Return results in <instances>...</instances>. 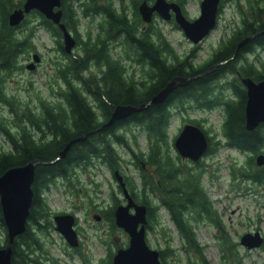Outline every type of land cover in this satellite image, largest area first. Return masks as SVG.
Here are the masks:
<instances>
[{
  "label": "trees",
  "instance_id": "trees-1",
  "mask_svg": "<svg viewBox=\"0 0 264 264\" xmlns=\"http://www.w3.org/2000/svg\"><path fill=\"white\" fill-rule=\"evenodd\" d=\"M139 1L132 0L133 8L129 11L116 7L114 0H61L68 23H76L78 9L83 15L100 16L95 32L91 34L87 31L86 38L79 40L81 51L70 55L68 62L60 64L58 81L65 86L58 84L53 100L39 98L35 108H20L3 90L0 78V103L6 104L9 109L6 116L0 111V133L8 142L5 147L0 145V175L11 166L33 159H55L67 142L91 132L83 140L71 142L65 156L49 164H36L26 227L12 242L13 264H59L50 250L44 247L41 238L42 233L54 227L44 191L57 179L70 188H79L78 171L90 168L94 162L104 164L112 176L115 169L124 174L132 197L147 204L148 221L156 220L155 210L163 207L176 227L181 239L179 247L187 253L186 256L192 251L199 255L201 264H210L194 231V225L200 219H208L217 225L216 209L201 183L202 168L187 166L180 161L181 156L177 151L173 155L169 152L168 126L172 109H184L187 101L196 102L205 97L207 107H222L224 117L220 132L225 138V145L245 153L242 162L230 163L229 178L242 177L255 183L264 182V164L259 166L254 159L258 152H264V123L252 130L245 128L246 90L240 81V75L264 80V60L258 53L259 49L264 52V33L255 36L264 31V21L260 19L264 3L250 1V17L243 25L233 27L209 58L193 63L192 55L178 54L160 31L153 33L150 29L142 30V20L137 12ZM20 3L21 0H0V67L10 70L19 66L16 63L18 52L34 48L29 40V32L15 38L7 27V12ZM41 19L50 24L45 16L42 15ZM51 27L55 26L51 24ZM249 36L255 37L239 47L236 58L221 63L231 58L239 42ZM112 42L122 46L119 54L113 51ZM250 54L254 59L249 58ZM219 63V66L208 71ZM89 67H96L97 70H89ZM224 72L225 84L222 87L219 83ZM197 75L201 76L174 87L161 102L151 103L96 130L108 122L116 104L139 106L150 103L152 96L171 79ZM188 121L203 128L198 119L189 118ZM131 126L143 131L145 149L140 147ZM203 130L209 140L206 151L209 154L217 148L216 142L211 140L207 129ZM176 134L172 136V141ZM119 148L126 151L138 170L136 179L123 172L124 158ZM119 193L121 187L116 183L108 193V206L93 207L97 211H104L110 221L111 232L119 228L113 222V211L121 201ZM0 236L2 246L7 241V232L1 206ZM218 244L222 257L225 252L234 254L232 243L225 235H221ZM158 250L162 264H167V255L171 256L177 251L169 244ZM77 251L81 261L87 264L82 251ZM113 252L108 250L106 256L100 259L101 264H112ZM185 263L194 262L187 257Z\"/></svg>",
  "mask_w": 264,
  "mask_h": 264
},
{
  "label": "rangeland",
  "instance_id": "rangeland-1",
  "mask_svg": "<svg viewBox=\"0 0 264 264\" xmlns=\"http://www.w3.org/2000/svg\"><path fill=\"white\" fill-rule=\"evenodd\" d=\"M99 1L101 2V0ZM236 1L230 0L224 4L222 12L217 19V26L200 42V48L195 52L193 62H198V60L207 56L211 47L214 46L222 33L226 34L228 29L238 21V2ZM184 2L188 14L195 15L198 13L200 0H184ZM118 3L131 5L132 0H114L116 7ZM28 18L26 26L36 21L34 16H28ZM98 18L99 14L92 19L80 15L78 29L81 34H83L84 28H89L88 31L93 33ZM153 25L170 42V45L178 54L185 55L191 52V41L170 22H164L159 16H156ZM32 42L37 51L42 53L43 57L37 69L33 70L26 68V66H21L11 72L0 70L3 89L8 95L14 94L15 101L20 108L24 106L35 108L39 98L53 100L54 94L58 89L57 86L58 84L60 85L58 74H56L58 73L56 64L60 60H64V58L54 48L56 42L54 43V39L42 28L37 30ZM116 45L115 48L112 45V48L115 54H119L122 46L118 43ZM78 50L79 47L77 46L73 48V52ZM31 51L29 50V53L25 52L20 55V64H24L25 57L27 55L30 56ZM258 53L261 59L264 60V52L259 49ZM248 56L254 59L252 54ZM223 81L220 80V82ZM0 111L7 115V106L0 103ZM223 117L222 107L218 105L201 107L188 102L184 109L182 107H173L168 126L169 152L172 155L176 153L172 136L178 132L183 123L188 121V118L198 119L203 128L207 129L210 136L215 139L218 138L222 142L214 152L205 155L199 164H194V162L186 158H181L180 160L187 166H195L196 169L202 168L200 177L202 186L212 200L217 212V225L208 219H200L194 225L196 238L203 245L204 257L210 264H264L263 245L247 248L239 242L241 234L246 231L257 229L261 234H264V182L255 183L242 177L229 178L230 163L236 162L239 164L245 158V153L235 147L225 145L224 137L220 132V124ZM131 129L137 134L140 147L145 149L146 143L143 131L134 126H131ZM0 145L4 147L8 145L1 133ZM119 150L124 158L123 172L136 179L138 170L130 161L126 151L122 148H119ZM78 181L79 188H70L60 179H57L54 185L44 191V197L51 208V217L58 211L74 209V201L86 207L85 211L74 209L78 216L80 227V250L84 257L87 258V264H101L100 259L106 256L108 250L114 251L119 246H125L128 241V235L122 228H116L111 232L109 222L104 217L97 220L94 216L98 213L93 208L95 204L101 208L108 206L110 202L108 193L115 188L116 180L104 164L94 162L90 168L78 171ZM119 196L122 197V193H119ZM91 202L95 204L91 205ZM89 206L92 207L89 208ZM155 213L157 219L148 221L151 227L145 233L147 243L156 249L164 248L169 244V246L177 250L176 254L166 256L167 264H186L185 259L187 257L194 262L193 264H201L199 255L191 251L186 256L187 253H184L179 247L181 239L178 237L176 227L169 219L166 210L163 207H159L155 210ZM52 224L54 227H51L47 233L41 234L44 247L50 250L51 255L57 259L59 264H84L80 261L81 257L79 255L71 254V256L67 257L64 250L68 251L70 246L59 231L56 230L53 217ZM222 234L231 241L234 254L225 252L222 257L218 244ZM0 238L2 239L1 236Z\"/></svg>",
  "mask_w": 264,
  "mask_h": 264
},
{
  "label": "water",
  "instance_id": "water-1",
  "mask_svg": "<svg viewBox=\"0 0 264 264\" xmlns=\"http://www.w3.org/2000/svg\"><path fill=\"white\" fill-rule=\"evenodd\" d=\"M218 3L219 0H201L199 14L192 20L183 15L179 5L175 1L154 0L150 4L147 0H140L137 9L141 19L144 22H149L152 19L153 12H157L162 17L169 18V9L171 8L175 12V20L183 30L184 35L190 41L198 42L215 25ZM60 5L61 0H24L21 7L15 8L9 13L8 20L10 24H16L31 9L39 10L46 18L59 24L63 32V48L66 52H70L75 44V39L67 30L64 23L60 22ZM263 33L264 31L255 36ZM253 37L249 36L241 40L233 56L221 63L236 58L239 47ZM36 60H38V54H35L33 60L26 64V68L33 69ZM221 63L210 67L208 71L216 68ZM201 75L188 78L179 76L171 79L152 96L150 103H142L139 106L116 104L108 122L99 126L96 130L107 126L116 119L124 118L130 113L141 110L151 103L161 102L174 87L187 84L191 79ZM240 81L246 90L244 126L246 129L252 130L260 123H264V80H256L251 76L240 75ZM90 133V131L85 132L83 135L77 136L67 142L55 159L66 155V150L71 142L83 140ZM173 145L182 158L197 161L207 150L208 139L202 127L194 122L187 121L180 127L173 140ZM55 159L49 161L33 159L24 164L11 166L0 175V206L7 232V241L0 246V264H13L11 260L12 242L26 227L33 194L31 183L34 179L36 164H49ZM254 159L257 165H263L264 152H258ZM113 176L116 183L121 187L122 195L125 199L124 203H118L115 206L113 213L114 223L127 233L128 241L125 246H119L114 250L111 255L112 264H162L159 250L151 247L146 240V205L134 201L119 169L114 170ZM131 208H133V211L130 210ZM94 216L97 220L100 219L98 213ZM52 217L56 230L63 236L66 243L72 247L77 246L79 244V237L74 227V214L71 212H59L54 213ZM262 241L263 238L259 231L253 233L246 231L239 238V242L248 248L259 246Z\"/></svg>",
  "mask_w": 264,
  "mask_h": 264
},
{
  "label": "flooded vegetation",
  "instance_id": "flooded-vegetation-1",
  "mask_svg": "<svg viewBox=\"0 0 264 264\" xmlns=\"http://www.w3.org/2000/svg\"><path fill=\"white\" fill-rule=\"evenodd\" d=\"M17 1H20V0H17ZM150 4L151 3H153V1L154 0H147ZM168 1H175L178 5H179V7H180V10H181V12L183 13V15L186 17V18H188V19H190V20H192V19H194L198 14H199V10H200V3H199V10H198V13L197 14H195V15H190V14H188L187 13V11H186V6H185V2H184V0H168ZM201 1V0H200ZM227 1H230V0H219V3H218V8H217V13H216V23H215V25L212 27V29L201 39V40H199L198 42H193V41H191V43H192V50H191V52H189V53H187V54H190V55H192V60H193V56L195 55V52H197L198 51V49L200 48V42L203 40V39H205L209 34H210V32L212 31V30H214V28L217 26V19L219 18V16H220V14H221V12H222V8H223V6H224V4L227 2ZM250 1H256L257 3H264V0H237L236 2H238L237 3V9H238V15H239V18H238V21H236V23H234V25H232L229 29H228V31L226 32V34L225 33H222V35L217 39V41H216V43L214 44V46L213 47H211V49H210V52L208 53V55L207 56H205L204 58H202L201 60H198V62H202V61H204L205 59H207V58H209V56L212 54V52L215 50V49H217L218 48V46H220V44L223 42V41H225V38H227V36H228V34H230V31L233 29V27H235V26H237V25H239V26H242L243 25V23H244V21L246 20V19H248L249 17H250V7H249V5H250ZM23 2H24V0H21V3L19 4V5H16V6H13L8 12H7V14H6V22H7V27H9L10 29H11V31H12V36H14L15 38H19L22 34H25V35H27V33L29 32L30 33V36H29V40L31 39V44L34 46V44H33V42H32V39L36 36V34H37V30L39 29V28H42V29H44V30H46L47 32H48V34L54 39V43L56 42V44H55V47L54 48H56L57 49V51L58 52H60L61 54H62V56H63V58H64V60H60L59 62H57V64H56V71H58V73H59V71H60V64L61 63H66V62H68V60H69V56L70 55H74L75 53H78L79 52V50L81 51V48L79 47L80 46V41L81 40H83V38L85 39L86 38V32L89 30V28H84V30L82 31V33L83 34H81V32H80V30L78 29V26H79V23H78V19L80 18V15L81 16H84V17H87V18H94L97 14H95V15H93V16H91L90 14H88V15H83L82 14V12H80L79 11V9H78V12H77V17H76V23H72V22H70L69 21V23H68V19H66V14H65V11H64V7L62 6V5H60V9H61V18H60V22H62V23H64V25L66 26V28H67V30L71 33V35L74 37V39H75V44H74V46H73V48L75 47V46H77V47H79V50L78 51H76V52H73V48H72V51H70V52H66L65 50H64V48H63V32H62V29L60 28V26H59V24H57V23H55V22H53L51 19H49V18H46V19H49L50 20V24L48 25V24H46L44 21H43V19H41V17H42V15L43 16H45L42 12H40L39 10H37V9H31L29 12H27V13H25L24 14V17H23V19L19 22V23H17V24H10L9 23V20H8V15H9V13L13 10V9H15V8H18V7H21L22 5H23ZM138 5V4H137ZM240 5V6H239ZM124 8V9H128L129 11H132V8H133V5L131 4V5H125V4H121V3H118V8ZM56 9V8H55ZM137 12H138V9H137ZM138 14H139V12H138ZM169 14H170V17L169 18H165V17H162V16H160L157 12H153V14H152V19H151V21H149V22H144V23H141V28H142V30H148V29H150V31L152 30V32L154 33L155 32V28H154V25H153V22H154V19H155V17L156 16H159L164 22H170L175 28H177V29H179L180 31H182L183 32V30L181 29V27L179 26V24L177 23V21L175 20V12H174V10H172L171 8L169 9ZM140 15V14H139ZM28 16H34L35 18H36V21L34 22V23H30V25H28V26H26V23H27V21H28ZM99 16H100V14H99ZM141 18V17H140ZM90 19V20H91ZM260 19L262 20V21H264V12H260ZM33 20V19H32ZM142 20V19H141ZM75 22V21H74ZM142 22H143V20H142ZM51 24L52 25H54L55 27H51ZM151 27V28H150ZM96 28V27H95ZM56 29V30H55ZM84 32H85V34H84ZM95 32V29H94V31H93V33ZM91 33V32H90ZM93 33H91V34H93ZM183 34H184V32H183ZM78 37H79V39H78ZM78 39V40H77ZM261 39H263L262 37H261ZM80 40V41H79ZM79 43V44H78ZM113 43V42H112ZM61 44V45H60ZM113 45H114V47L113 48H115L117 45H116V43H113ZM261 50V49H260ZM64 53H63V52ZM262 51V50H261ZM25 52H28L29 53V51H23V52H18L17 53V56H16V63L19 65V66H17V68L19 67H21V66H26V64L27 63H29L30 61H32L33 60V56L35 55V54H38V60H36L35 61V67L33 68V70H35V69H37V67H38V65L39 64H41V62H42V53L41 52H39V51H37V49L34 47L33 49H32V51H31V54H30V56L29 55H27V57H25V62H24V64H20L19 62V58H20V55L21 54H23V53H25ZM263 52V51H262ZM15 55V54H14ZM198 62H193V63H198ZM16 68V69H17ZM90 69H92V70H97V68L96 67H89V70ZM0 70H6V71H8V72H11L12 70H10V69H6L5 67H0ZM58 73H56V74H58ZM223 79H221V80H224L223 81V83H219V84H222V87L224 86L223 84H225V72L223 73ZM2 80V79H1ZM60 83V82H59ZM60 85H61V87L63 86H65L64 84H62V82L60 83ZM225 88V87H224ZM4 90V89H3ZM10 97H12L13 99H14V101L16 100L15 99V96H14V94H11V95H9ZM192 101V100H191ZM191 101H187L186 103H188V102H191ZM197 102V103H196ZM196 102L195 101H192L191 103H193V104H196V105H198V106H201V107H207L206 105V98L205 97H201L200 99H199V101H197L196 100ZM2 104H4V103H2ZM4 105H6V104H4ZM7 106V105H6ZM7 115L9 114V109L7 108ZM2 114L3 115H5L6 116V114L5 113H3L2 112ZM189 119V118H188ZM187 122V121H186ZM179 131V130H178ZM178 133V132H177ZM222 134V133H221ZM177 135V134H176ZM223 136V135H222ZM211 137V140L213 141V142H216L215 143V145H216V147L218 148L219 147V145L220 144H222V142L218 139V138H214V137H212V136H210ZM208 139V138H207ZM224 142H225V138H224ZM208 146H209V140H208ZM207 149H208V147H207ZM207 151V150H206ZM206 151L203 153V155L197 160V161H192V162H194V163H200L201 162V159H203V157L205 156V155H208L207 153H206ZM178 153V152H177ZM182 158V157H181ZM186 159H188V158H186ZM189 160V159H188ZM259 166H262V165H259ZM121 174L123 175V179H124V174L121 172ZM246 180H248V181H251L250 179H246ZM125 183H126V181H125ZM126 186H127V184H126ZM127 188H128V186H127ZM130 192V191H129ZM121 193H122V191H121ZM133 199H134V201L135 202H137V203H143V202H140L139 200H137V199H135L134 197H133ZM125 202V199H124V197H123V195H122V197H121V201L120 202H118V203H124ZM117 203V204H118ZM95 203H93V202H91V205H94ZM116 204V205H117ZM145 204V203H144ZM146 205V212L148 211V206H147V204H145ZM99 207L97 204H95V207ZM92 206H89V208H91ZM107 206H105L104 208H106ZM73 208L74 209H79L80 211H85V209H86V207L84 206V205H82V204H77V202L76 201H74L73 202ZM74 209H72V210H69V211H58V212H56V213H59V212H71V213H73L74 214V216H75V222H74V227H75V229H76V231H77V234H78V237L80 236L79 235V230H80V227H79V224H78V216L76 215V213L74 212ZM131 211H133V208H131L130 209ZM113 213H114V211H113ZM98 214H99V216H100V218H103L104 217V219H106L108 222H109V224H110V221H109V219H107V217H105V213H104V211L101 209V210H98ZM113 222H114V216H113ZM218 224V223H217ZM150 224L148 223V219H147V223L145 224V233L146 232H148L149 231V229H150V226H149ZM110 229V228H109ZM256 231H258L257 229H255V230H253V231H250V232H256ZM261 234V233H260ZM261 236H262V238H263V241H262V243H261V245L260 246H264V234H261ZM81 245V241H80V238H79V244L77 245V246H70V248H68V251H66V250H64L65 252H66V254H67V257L68 256H71V254H74V255H77L78 256V249H80V246ZM248 248V247H247ZM80 259V258H79ZM81 261V260H80Z\"/></svg>",
  "mask_w": 264,
  "mask_h": 264
}]
</instances>
